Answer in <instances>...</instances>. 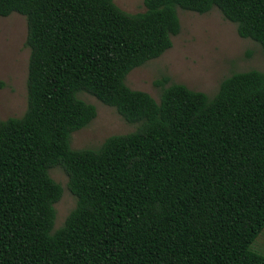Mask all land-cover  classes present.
Segmentation results:
<instances>
[{"label": "trees", "instance_id": "trees-1", "mask_svg": "<svg viewBox=\"0 0 264 264\" xmlns=\"http://www.w3.org/2000/svg\"><path fill=\"white\" fill-rule=\"evenodd\" d=\"M0 0L25 19V109L0 121V264H264V69L233 73L215 93L154 80L157 101L125 76L178 33L176 9L215 8L264 52V0ZM129 124L95 149L70 135L95 109ZM58 167L75 204L52 230Z\"/></svg>", "mask_w": 264, "mask_h": 264}, {"label": "rangeland", "instance_id": "rangeland-1", "mask_svg": "<svg viewBox=\"0 0 264 264\" xmlns=\"http://www.w3.org/2000/svg\"><path fill=\"white\" fill-rule=\"evenodd\" d=\"M121 11L134 14L144 10L142 0H112ZM178 33L170 37L171 46L159 57L131 70L124 84L131 90L147 93L157 101L154 80L166 77L189 90L210 98L225 77L248 70L264 69V52L259 45L236 35L234 24L226 21L212 8L205 14L176 9ZM26 25L23 16L11 13L0 17V121L19 117L25 109V79L28 48L25 45ZM77 98L95 109L94 118L70 135L71 149H95L108 136L132 132L137 124L124 122L111 107L85 93ZM49 177L59 185L60 197L53 204L52 230L61 226L73 209L74 197L66 189V177L58 167L48 170ZM251 252L264 256V228L249 246Z\"/></svg>", "mask_w": 264, "mask_h": 264}]
</instances>
